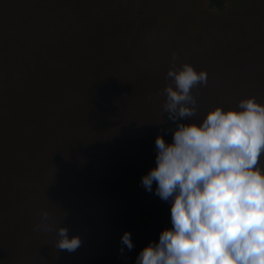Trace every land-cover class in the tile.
I'll use <instances>...</instances> for the list:
<instances>
[{
	"label": "rangeland",
	"instance_id": "374dc122",
	"mask_svg": "<svg viewBox=\"0 0 264 264\" xmlns=\"http://www.w3.org/2000/svg\"><path fill=\"white\" fill-rule=\"evenodd\" d=\"M115 6L120 27L102 34L93 49L78 39L83 43L73 57L80 87L64 93L49 65L35 72L25 58L6 79L10 89L0 92V112L12 115L10 132L8 123L0 130V161L11 163L4 182L0 171V188L6 184L12 198L0 264H136L140 251L172 227V200L156 194L155 181L151 191L142 185L156 166L157 135L171 144L179 123L202 125L216 107L239 110L249 97L264 105V0H223L222 6L117 0ZM102 14L93 5L89 23ZM64 17L57 16L60 28L68 25ZM114 48L126 57L120 65ZM183 63L206 71L207 84L192 89L196 114L173 121L164 107L167 72ZM95 79L105 85L100 96L87 93ZM44 148L56 150L53 159L62 163L36 179ZM259 161L264 171V153ZM45 211L49 230L40 227ZM60 226L69 238L79 236L75 251L57 248ZM125 231L134 246L121 252Z\"/></svg>",
	"mask_w": 264,
	"mask_h": 264
},
{
	"label": "clouds",
	"instance_id": "9594fccd",
	"mask_svg": "<svg viewBox=\"0 0 264 264\" xmlns=\"http://www.w3.org/2000/svg\"><path fill=\"white\" fill-rule=\"evenodd\" d=\"M175 59V56L173 57ZM165 111L170 119L196 114L192 89L207 84V73L189 63L167 72ZM239 110L216 107L202 125L179 123L173 142L158 134L156 166L142 177V185L162 200H172V227L158 242L146 245L136 264H264V105L255 97L242 99ZM40 227L49 230L48 213ZM57 248L75 251L79 236L58 229ZM133 248L131 234L121 237Z\"/></svg>",
	"mask_w": 264,
	"mask_h": 264
},
{
	"label": "trees",
	"instance_id": "16d2710c",
	"mask_svg": "<svg viewBox=\"0 0 264 264\" xmlns=\"http://www.w3.org/2000/svg\"><path fill=\"white\" fill-rule=\"evenodd\" d=\"M117 0H0V92L6 94L10 89V75L17 68L16 61L28 59L31 61L32 71H39L41 68L45 71L47 65L54 71L53 77L60 86L64 88V93H70L72 88H78L82 85L76 80V60L73 53L82 45V38L85 40L84 46L93 49V44L100 40L102 34L114 27H120V11L115 6ZM214 5L222 6L223 0H210ZM93 5L101 7V19H94L89 23L87 12ZM65 13V22L68 24L65 28H60L57 22V16ZM72 15L69 19V15ZM75 19L77 20L75 22ZM57 22V23H56ZM82 42V43H81ZM115 58L113 62L120 65L126 59L117 49L114 48ZM73 59V62L69 60ZM46 60V64H44ZM88 94L101 95L105 91V85L98 79L89 84ZM108 90V89H106ZM82 93V90H80ZM82 95V94H81ZM127 96V94H126ZM128 98V96H127ZM2 99H5L3 97ZM81 99V97L79 98ZM7 100V98L5 99ZM0 100V107H2ZM12 121V115L0 112V130L4 128L3 124L8 123L6 132L9 133ZM67 137L71 130L70 126L65 127ZM1 134V141L4 136ZM50 149L53 140H48ZM58 143V142H56ZM0 151H3L0 146ZM56 151V150H55ZM43 149L40 156L41 163L38 164L40 172L53 167L58 162L54 161L56 152ZM67 167L74 164L72 162H63ZM11 163L9 161H0V171L5 177L1 180H7ZM0 253L5 251L3 242L4 228L11 222L10 198L7 185L0 188ZM10 198V199H9Z\"/></svg>",
	"mask_w": 264,
	"mask_h": 264
}]
</instances>
